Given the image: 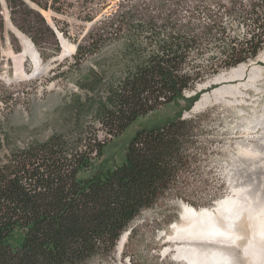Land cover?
Here are the masks:
<instances>
[{
  "label": "trees",
  "instance_id": "1",
  "mask_svg": "<svg viewBox=\"0 0 264 264\" xmlns=\"http://www.w3.org/2000/svg\"><path fill=\"white\" fill-rule=\"evenodd\" d=\"M5 1L13 24L45 57L60 47L42 11L66 14L73 4H83L78 19L92 22L76 45L77 61L120 34H133L130 40L142 45L145 59L110 93V105L101 115L100 126L112 136L139 116L188 100L185 93L198 82L255 59L264 48L263 0ZM109 4L115 5L102 13ZM233 14L250 23L249 36H232L222 19ZM3 30L0 8V38ZM206 113L187 118L178 114L161 125L136 130L121 164L88 177L79 173L93 167L109 141L106 137L94 136L80 148L53 135L0 160V264L110 259L122 233L143 211L164 202L173 195L171 190L181 197L177 178L197 160L195 137ZM211 201L191 204L212 206Z\"/></svg>",
  "mask_w": 264,
  "mask_h": 264
},
{
  "label": "rangeland",
  "instance_id": "2",
  "mask_svg": "<svg viewBox=\"0 0 264 264\" xmlns=\"http://www.w3.org/2000/svg\"><path fill=\"white\" fill-rule=\"evenodd\" d=\"M254 1L257 0H245L244 4ZM220 2L230 4L229 0ZM73 5L66 14L42 11L46 23L62 40V44L58 40L60 51L45 57L29 36L13 24L6 1L0 0L4 20L0 38V160L5 161L12 152L45 142L53 135L62 137L69 146L80 148L94 136L97 140L106 137L109 141L102 155L94 160L92 168L79 173V177H88L97 169L121 164L127 143L136 130L161 125L178 114L187 118L207 111L203 129L195 137L200 147L197 160L191 162L192 171H184L177 178L181 197H176L175 189L171 190L173 195L155 208L143 211L122 233L110 259L87 263L176 264L175 252L165 255L163 250L173 224L180 222L182 210L185 207L211 210L218 199L233 196L236 181L264 153V130L258 125L264 118V48L259 51L258 60L246 64L244 75L230 74L238 65L221 70L188 90L185 93L188 100L169 103L139 116L122 133L112 136L100 126L103 109L110 105V93L117 90L146 54L142 45L130 40L133 34L125 33L112 36L94 53L77 61L73 57L76 45L90 23L76 17L83 4ZM114 5L109 4L102 13ZM222 20L235 38L251 33L250 23H243L237 14L223 16ZM252 68L258 71L254 77ZM205 95L210 99L197 106ZM210 200L215 201L212 207L191 204Z\"/></svg>",
  "mask_w": 264,
  "mask_h": 264
},
{
  "label": "bare ground",
  "instance_id": "3",
  "mask_svg": "<svg viewBox=\"0 0 264 264\" xmlns=\"http://www.w3.org/2000/svg\"><path fill=\"white\" fill-rule=\"evenodd\" d=\"M39 61L37 54V64ZM246 71L247 65L241 63L230 74L242 76ZM257 73L252 68L251 76L254 77ZM209 99L210 96L205 95L197 106ZM258 125L264 130V118L258 121ZM262 154L259 160L256 159L257 162L247 167L245 174L241 175L242 179L236 181L233 196L218 199L211 210L205 207L200 210L185 207L182 210L180 222L173 224L172 231L167 236L163 254L174 251L176 264L264 263V153Z\"/></svg>",
  "mask_w": 264,
  "mask_h": 264
},
{
  "label": "water",
  "instance_id": "4",
  "mask_svg": "<svg viewBox=\"0 0 264 264\" xmlns=\"http://www.w3.org/2000/svg\"><path fill=\"white\" fill-rule=\"evenodd\" d=\"M60 39V37H59ZM60 43L62 44V40L60 39ZM256 60H258V57H256L254 60L250 61L248 64L252 63V62H255Z\"/></svg>",
  "mask_w": 264,
  "mask_h": 264
}]
</instances>
